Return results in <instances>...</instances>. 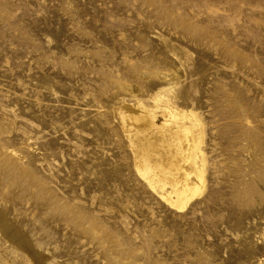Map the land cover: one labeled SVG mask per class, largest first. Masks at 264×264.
Instances as JSON below:
<instances>
[{
	"label": "rangeland",
	"instance_id": "rangeland-1",
	"mask_svg": "<svg viewBox=\"0 0 264 264\" xmlns=\"http://www.w3.org/2000/svg\"><path fill=\"white\" fill-rule=\"evenodd\" d=\"M160 97L205 130L180 212L118 115ZM0 209V264H264V0H0Z\"/></svg>",
	"mask_w": 264,
	"mask_h": 264
},
{
	"label": "bare ground",
	"instance_id": "bare-ground-1",
	"mask_svg": "<svg viewBox=\"0 0 264 264\" xmlns=\"http://www.w3.org/2000/svg\"><path fill=\"white\" fill-rule=\"evenodd\" d=\"M157 99L158 103L154 105L155 110L152 112L141 102L133 106L126 104L125 101L118 109V115L129 139L138 175L166 204L180 212L202 198L207 191L206 176L209 162L206 152L203 151L205 130L197 112L160 106L161 97ZM181 117L185 122L191 121L190 127L179 122ZM195 121L199 125L197 135L194 130ZM1 212L0 209V234L17 245V241L22 240L21 235L19 239L17 232L19 228ZM67 212L72 217L78 213L75 211L73 214L72 211L65 209L61 215L56 212L57 217L61 216L64 220Z\"/></svg>",
	"mask_w": 264,
	"mask_h": 264
}]
</instances>
